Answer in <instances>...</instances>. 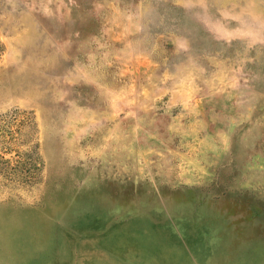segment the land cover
Wrapping results in <instances>:
<instances>
[{
  "label": "rangeland",
  "instance_id": "rangeland-1",
  "mask_svg": "<svg viewBox=\"0 0 264 264\" xmlns=\"http://www.w3.org/2000/svg\"><path fill=\"white\" fill-rule=\"evenodd\" d=\"M4 114L0 264H264V0H0Z\"/></svg>",
  "mask_w": 264,
  "mask_h": 264
},
{
  "label": "trees",
  "instance_id": "trees-1",
  "mask_svg": "<svg viewBox=\"0 0 264 264\" xmlns=\"http://www.w3.org/2000/svg\"><path fill=\"white\" fill-rule=\"evenodd\" d=\"M9 116L12 115H0V176L4 180L28 183L39 168V157L32 150L20 152L16 148L18 145H23L18 143L26 141L22 138L23 129L28 121L21 120L11 129L9 125H3Z\"/></svg>",
  "mask_w": 264,
  "mask_h": 264
}]
</instances>
